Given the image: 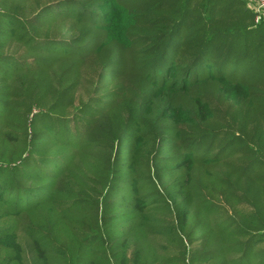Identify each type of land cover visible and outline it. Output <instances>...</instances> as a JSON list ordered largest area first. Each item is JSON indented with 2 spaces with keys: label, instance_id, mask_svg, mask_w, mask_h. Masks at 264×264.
I'll use <instances>...</instances> for the list:
<instances>
[{
  "label": "trees",
  "instance_id": "trees-1",
  "mask_svg": "<svg viewBox=\"0 0 264 264\" xmlns=\"http://www.w3.org/2000/svg\"><path fill=\"white\" fill-rule=\"evenodd\" d=\"M255 17L0 0V264H264Z\"/></svg>",
  "mask_w": 264,
  "mask_h": 264
},
{
  "label": "built area",
  "instance_id": "built-area-1",
  "mask_svg": "<svg viewBox=\"0 0 264 264\" xmlns=\"http://www.w3.org/2000/svg\"><path fill=\"white\" fill-rule=\"evenodd\" d=\"M248 5L256 15V23L264 19V0H248Z\"/></svg>",
  "mask_w": 264,
  "mask_h": 264
}]
</instances>
